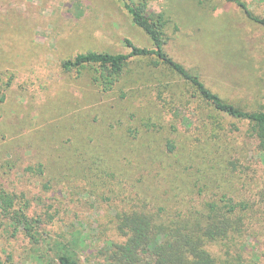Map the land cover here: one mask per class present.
<instances>
[{
	"label": "rangeland",
	"instance_id": "rangeland-1",
	"mask_svg": "<svg viewBox=\"0 0 264 264\" xmlns=\"http://www.w3.org/2000/svg\"><path fill=\"white\" fill-rule=\"evenodd\" d=\"M128 1L164 14L167 51L212 91L264 110V26L239 5ZM243 1L264 16V0ZM126 39L152 47L124 0H0V191L34 225L33 236L15 229L0 208V256L61 264L69 249L80 264H264V150L250 120L215 110L153 57L130 61L108 90L97 65L63 67L79 53L128 52ZM210 205L233 215L227 233L195 246L177 223L134 261L118 248L124 210L177 219Z\"/></svg>",
	"mask_w": 264,
	"mask_h": 264
},
{
	"label": "trees",
	"instance_id": "trees-1",
	"mask_svg": "<svg viewBox=\"0 0 264 264\" xmlns=\"http://www.w3.org/2000/svg\"><path fill=\"white\" fill-rule=\"evenodd\" d=\"M228 1L235 2L249 18L264 26V16L254 14L246 2L243 0ZM124 6L134 23L142 28L152 40V47L138 46L132 40L126 39L128 52L88 51L79 53L74 58L65 60L63 67L70 70L79 69L87 64L97 65L95 80L104 90H108L119 80L130 61L137 58L153 57L155 58V66L164 65L181 79L189 82L195 89V94L215 110L230 116L250 120L260 139L261 148L264 150V110L248 111L227 102L218 93L212 91L197 73L174 59L166 49L167 35L165 27L168 20L165 19L164 14L148 12L145 1L134 3L124 0ZM30 169L32 168L30 167ZM17 202L18 197L15 194L5 190L0 191V208L9 215L8 218L13 222L14 228L22 227L33 236V219L23 209L17 208ZM233 207L235 208L233 205L229 210L231 213ZM218 208V205H210L208 212H196L193 217L175 215V217H179L177 219L172 216L167 217L160 212H151L144 209L124 210L117 216L119 219L117 230L125 235L127 240L125 243L120 244L118 248L126 252L128 259L134 261L139 257L141 250H145L146 246H151L156 241L158 235L162 236L165 232L167 233L169 228H173L172 226L178 227L179 225L184 230H190L188 233L197 236L192 237L191 240H194L195 246H198L204 237L221 236L233 226V215L229 214L228 211L220 212ZM206 221L207 224H205ZM177 223L180 224L176 226ZM184 237L185 234L179 233V240H176V242H183L184 240L181 239ZM158 244H155L154 247H157ZM158 249L161 250V248ZM60 262L61 264H80L76 254L69 249L60 255ZM0 264H13L11 256L6 259L0 256Z\"/></svg>",
	"mask_w": 264,
	"mask_h": 264
}]
</instances>
